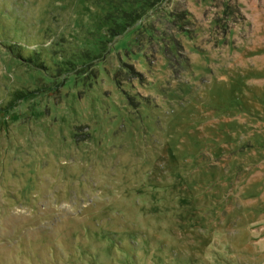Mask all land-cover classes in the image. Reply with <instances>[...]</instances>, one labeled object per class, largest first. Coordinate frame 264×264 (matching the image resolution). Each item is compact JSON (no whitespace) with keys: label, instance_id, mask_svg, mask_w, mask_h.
<instances>
[{"label":"rangeland","instance_id":"rangeland-1","mask_svg":"<svg viewBox=\"0 0 264 264\" xmlns=\"http://www.w3.org/2000/svg\"><path fill=\"white\" fill-rule=\"evenodd\" d=\"M0 264H264V0H0Z\"/></svg>","mask_w":264,"mask_h":264}]
</instances>
